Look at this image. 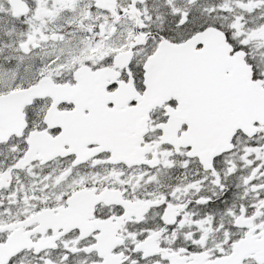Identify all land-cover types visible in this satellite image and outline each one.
<instances>
[{"label":"snow or ice","instance_id":"6c2138e0","mask_svg":"<svg viewBox=\"0 0 264 264\" xmlns=\"http://www.w3.org/2000/svg\"><path fill=\"white\" fill-rule=\"evenodd\" d=\"M0 264H264V0H0Z\"/></svg>","mask_w":264,"mask_h":264}]
</instances>
